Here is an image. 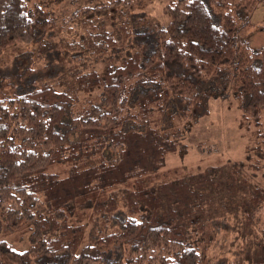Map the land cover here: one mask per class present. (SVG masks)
I'll use <instances>...</instances> for the list:
<instances>
[{"label":"trees","instance_id":"trees-1","mask_svg":"<svg viewBox=\"0 0 264 264\" xmlns=\"http://www.w3.org/2000/svg\"><path fill=\"white\" fill-rule=\"evenodd\" d=\"M138 1L56 20L36 0H0V65L39 30L41 52L74 53L58 78H0V264H264V185L239 163L166 165L223 81L248 155L264 156V47L247 40L264 0H167L168 23L144 30ZM221 195L241 218L224 252Z\"/></svg>","mask_w":264,"mask_h":264},{"label":"rangeland","instance_id":"rangeland-1","mask_svg":"<svg viewBox=\"0 0 264 264\" xmlns=\"http://www.w3.org/2000/svg\"><path fill=\"white\" fill-rule=\"evenodd\" d=\"M47 11L50 16L59 20L64 14H69L83 5H93L101 3L103 0H36ZM167 0H139L135 7V12L141 17L139 29L152 28V25L164 26L168 23L169 14L164 11V6ZM146 14V15H145ZM137 16V15H136ZM247 18L252 22V28L248 32L247 40L252 48L264 47V1H259L256 6L247 14ZM44 32L40 30L36 34V39L31 42H18L13 47L2 52L5 61L0 65V78L8 76L12 83H21L24 79L37 81V78L45 77V79L58 78L59 75L74 65L72 56L74 53L67 49H46L48 51H40L38 41L41 39ZM47 36V41L51 42L58 36ZM131 53L130 46L122 48L119 56L122 58ZM121 61V60H119ZM118 62V61H117ZM81 64V63H80ZM82 66V64H81ZM40 68L39 71L32 72L31 78L28 69ZM222 76V75H221ZM21 79V80H20ZM224 80V77L221 78ZM215 83L214 81L212 82ZM220 85L215 91L209 94L208 98V113L200 118L197 122H192L188 126L184 125V132L180 136L178 148L175 152L168 154L166 165H185L186 167L215 168L219 165L231 166V163L241 164L249 175H254V180L258 184L264 185V156L255 154L248 155L246 144L248 138L244 136L243 128L241 127V108L237 98L233 95L232 81L219 82ZM223 85V86H222ZM8 89V86H7ZM249 142V141H248ZM202 144L204 151L198 146ZM210 150V151H209ZM258 153L257 151H252ZM228 163V164H227ZM207 165V166H206ZM184 166V167H185ZM229 198L227 194H223ZM223 195L220 199L223 200ZM232 199V198H231ZM228 206L225 209L224 217L214 222L215 226L220 231V236L223 238L222 249L233 242L236 236L235 227L237 220L241 218L237 213H232L231 205L228 200H223ZM223 203V202H222ZM223 203V204H224ZM230 205V206H229ZM264 217V215H263ZM14 248L23 249L28 245L25 239H15L11 236L4 237ZM237 240L234 242L236 245Z\"/></svg>","mask_w":264,"mask_h":264}]
</instances>
